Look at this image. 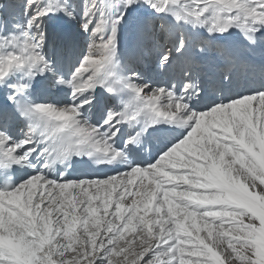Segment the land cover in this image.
<instances>
[{"label":"snow or ice","instance_id":"obj_1","mask_svg":"<svg viewBox=\"0 0 264 264\" xmlns=\"http://www.w3.org/2000/svg\"><path fill=\"white\" fill-rule=\"evenodd\" d=\"M0 264H264V0H0Z\"/></svg>","mask_w":264,"mask_h":264}]
</instances>
